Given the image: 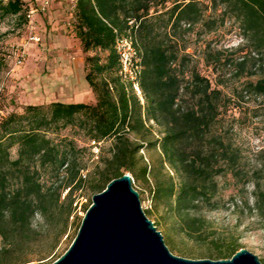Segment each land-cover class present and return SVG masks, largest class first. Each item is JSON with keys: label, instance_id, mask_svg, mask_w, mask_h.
<instances>
[{"label": "trees", "instance_id": "obj_1", "mask_svg": "<svg viewBox=\"0 0 264 264\" xmlns=\"http://www.w3.org/2000/svg\"><path fill=\"white\" fill-rule=\"evenodd\" d=\"M210 1L214 10L241 25L264 58V0ZM167 3L80 0L75 7L76 35L83 52L107 54L105 60L99 55L85 59L86 82L97 104L29 106L23 114H11L0 123V264L32 263L29 253L38 240L33 226L37 215L47 218L63 209L58 239L65 236L78 206L75 193L86 184H92L95 194L125 174L149 184L151 171L141 152L151 149L158 150L163 165L181 178L177 186L158 184L155 195L166 199L188 238L210 241L216 249L211 258L218 261L229 260L242 249L238 242L220 238L208 220L193 215L218 209L217 179L224 174L239 178V158L215 132L224 107L222 92L197 71L189 76L181 71L179 54L171 44L182 25L190 29L203 20L201 0H175L160 13L158 9H166ZM0 11L3 18L18 17L28 24L27 0H0ZM163 27L164 37L160 35ZM121 35L136 43L143 104L121 75L115 45ZM256 89L264 92V81ZM154 126L161 129L156 140L150 138ZM70 130L84 132L83 137L70 139L64 135ZM110 140L111 148L108 153L102 151L97 162L90 164L91 159L85 162L81 157L87 145ZM44 176L56 177L57 188L55 183L45 185ZM255 199L254 210L264 218V188L259 185Z\"/></svg>", "mask_w": 264, "mask_h": 264}, {"label": "rangeland", "instance_id": "obj_2", "mask_svg": "<svg viewBox=\"0 0 264 264\" xmlns=\"http://www.w3.org/2000/svg\"><path fill=\"white\" fill-rule=\"evenodd\" d=\"M174 1L169 0L166 9L159 8L160 13L171 8ZM201 3L203 20L190 29L182 25L171 44L179 54L181 71L187 76L197 71L210 81L212 88L222 92L224 107L215 132L237 153L240 175L236 179L231 174L219 177L218 209L193 215L208 220L220 238L238 242L264 264V218L254 210L257 186L264 188V92L256 89L264 81V58L254 50L237 21L223 16L221 10H214L210 0H201ZM36 22L38 25L33 31L18 17L3 18L0 11V123L11 114H23L29 106L97 104L86 82L85 59L99 55L105 60L107 54L97 50L89 54L83 52L76 35L75 8L54 2L48 15L37 17ZM166 32L163 27L160 35L164 37ZM32 36L40 37L41 42H32ZM83 134L78 130L64 133L76 140ZM159 136L161 129L154 126L150 138L156 140ZM85 145L80 143L82 147ZM111 145V140L98 145L92 143L81 157L85 162L91 159L90 164L97 162L102 151L108 153ZM141 155L151 176L149 184L134 181L133 187L140 195L143 211L154 226L156 224L170 252L191 261H218L211 258L216 251L211 242L197 243L189 239L183 223L166 199L155 195L158 184L177 186L180 176L163 165L158 150L144 151ZM42 180L47 186L55 183L57 188L59 185L56 177L44 176ZM91 185L86 184L75 193V206H78L62 238L58 239L63 230V209L47 218L36 216L33 226L38 240L29 253L31 264H54L67 253L97 195L91 191ZM66 195L67 192L62 194L61 201Z\"/></svg>", "mask_w": 264, "mask_h": 264}, {"label": "water", "instance_id": "obj_3", "mask_svg": "<svg viewBox=\"0 0 264 264\" xmlns=\"http://www.w3.org/2000/svg\"><path fill=\"white\" fill-rule=\"evenodd\" d=\"M133 182L125 174L93 197L74 243L54 264H262L245 249L220 261L174 256L143 211Z\"/></svg>", "mask_w": 264, "mask_h": 264}, {"label": "built area", "instance_id": "obj_4", "mask_svg": "<svg viewBox=\"0 0 264 264\" xmlns=\"http://www.w3.org/2000/svg\"><path fill=\"white\" fill-rule=\"evenodd\" d=\"M54 1L55 0H27L30 6V12L27 16L28 27L30 29L33 31L35 30L38 25L36 18L46 15L48 13V9L51 8V5ZM59 1L75 8L80 0ZM89 1L92 2V4H95V0ZM31 41L39 44L41 42V38L38 36H32ZM115 45L122 66L121 75L124 77V79L131 83L137 96L143 101L142 91L138 82V76L140 73V57L135 46L136 43L134 39L121 35L117 37ZM18 64L22 65V62L19 61Z\"/></svg>", "mask_w": 264, "mask_h": 264}, {"label": "crops", "instance_id": "obj_5", "mask_svg": "<svg viewBox=\"0 0 264 264\" xmlns=\"http://www.w3.org/2000/svg\"><path fill=\"white\" fill-rule=\"evenodd\" d=\"M59 0H55L54 2H58ZM53 2V3H54ZM61 2V1H60ZM48 15V13L46 14V15H43V16H41V17H43V18H45L46 16Z\"/></svg>", "mask_w": 264, "mask_h": 264}]
</instances>
